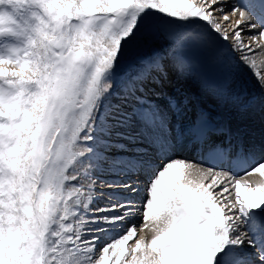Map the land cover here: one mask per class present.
<instances>
[{"label":"snow or ice","instance_id":"obj_1","mask_svg":"<svg viewBox=\"0 0 264 264\" xmlns=\"http://www.w3.org/2000/svg\"><path fill=\"white\" fill-rule=\"evenodd\" d=\"M241 72L264 0H0V264H264V138L166 91Z\"/></svg>","mask_w":264,"mask_h":264},{"label":"rangeland","instance_id":"obj_2","mask_svg":"<svg viewBox=\"0 0 264 264\" xmlns=\"http://www.w3.org/2000/svg\"><path fill=\"white\" fill-rule=\"evenodd\" d=\"M171 76V84L166 88L170 95L188 97L198 109L207 112L210 119H213L217 125L231 131L234 136L242 135L240 138L246 143L252 140L259 142L261 138H264L261 132L262 128L264 129L262 121L264 110L261 109L259 103L254 108H241L231 102L217 99L202 89L195 80L185 79L175 74ZM257 79L251 73H243L242 80L246 83L248 90L254 92L259 100L261 95H264V90L259 87ZM252 80L255 82L249 86ZM213 108H217V112H214Z\"/></svg>","mask_w":264,"mask_h":264},{"label":"bare ground","instance_id":"obj_3","mask_svg":"<svg viewBox=\"0 0 264 264\" xmlns=\"http://www.w3.org/2000/svg\"><path fill=\"white\" fill-rule=\"evenodd\" d=\"M239 75H240V78L243 79V72H241ZM254 82H255L254 80L250 81V82H249V86H252V85L254 84ZM261 132H262V135H264V129H263V128H262ZM249 134H250V131H249ZM239 136H240V135H239ZM241 136H242V135H241ZM241 136H240V137H241Z\"/></svg>","mask_w":264,"mask_h":264}]
</instances>
